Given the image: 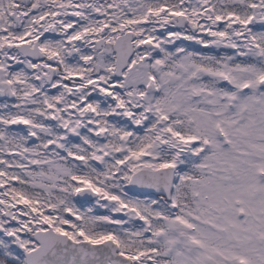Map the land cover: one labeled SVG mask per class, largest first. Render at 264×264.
I'll list each match as a JSON object with an SVG mask.
<instances>
[{
  "label": "snow or ice",
  "instance_id": "snow-or-ice-1",
  "mask_svg": "<svg viewBox=\"0 0 264 264\" xmlns=\"http://www.w3.org/2000/svg\"><path fill=\"white\" fill-rule=\"evenodd\" d=\"M0 264H264V0H0Z\"/></svg>",
  "mask_w": 264,
  "mask_h": 264
}]
</instances>
